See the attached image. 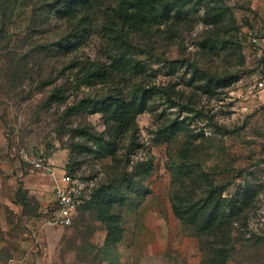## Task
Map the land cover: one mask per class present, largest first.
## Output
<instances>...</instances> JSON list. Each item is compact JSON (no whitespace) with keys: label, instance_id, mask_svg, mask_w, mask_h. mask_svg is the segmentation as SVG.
Listing matches in <instances>:
<instances>
[{"label":"rangeland","instance_id":"obj_1","mask_svg":"<svg viewBox=\"0 0 264 264\" xmlns=\"http://www.w3.org/2000/svg\"><path fill=\"white\" fill-rule=\"evenodd\" d=\"M4 6L0 2V264H205L208 239L183 225L171 205L174 194L183 195L191 183L196 195L210 184L226 186L227 198L246 185L256 188L247 195L240 222L228 228L226 264H264V101L247 90L263 68L264 0L182 3L168 24L155 28L159 33L135 37L139 47L130 52L110 47L100 32L87 38L74 57L108 62L110 55L127 53L144 66L137 82L167 92L155 95L137 117L133 143L119 144L115 158L73 146L82 143L77 129L107 131L100 114H68L91 90L68 85L69 61L51 48L68 31L67 22L55 17L57 3L17 0ZM219 7L227 10L215 18ZM252 38L260 41L252 44ZM188 63L239 80L207 96L200 83H190ZM64 84L66 103L44 106L45 94ZM191 143L198 155L185 158L200 168L182 167ZM68 166L90 195L125 173L132 176L131 192L124 185L111 205L94 196L72 226L50 225L45 219L54 187ZM200 169L212 177H202ZM25 198L27 207L21 204ZM110 227L116 244L107 240Z\"/></svg>","mask_w":264,"mask_h":264},{"label":"trees","instance_id":"obj_2","mask_svg":"<svg viewBox=\"0 0 264 264\" xmlns=\"http://www.w3.org/2000/svg\"><path fill=\"white\" fill-rule=\"evenodd\" d=\"M2 1L6 6L17 0H1L0 2ZM54 1L60 8L55 13V17L67 22L68 31L61 34L51 48L54 49L55 55L63 53L65 61H69L64 66L65 69L73 71L71 72L72 81L67 79L68 85L70 84L74 90L82 91V88L91 90V95L68 108V114L71 115V112L88 113V115L100 114L107 131L104 134L93 131L91 127L77 129L74 133L78 134L82 143H74L73 146L83 152L88 153L89 151L91 154H95L97 158H115L119 144L125 145L126 140L133 143L134 137L132 135L137 129V117L151 108L155 95H167V92L157 86L147 87L141 82H137L135 76L144 69V66L127 53L120 52L119 55H110L108 62L89 58L81 60L74 57V54L79 51V47L92 33L99 34V32L110 47L116 46L120 49L126 48L128 52L133 51L139 47L134 43L135 37L146 35L149 38L148 35H153L159 31H155V28L169 23L172 12L178 5L194 0ZM195 1L201 3L204 0ZM218 9L219 12L227 10L224 7ZM94 11H96L95 17L98 14L101 17L100 29L94 24V13L92 14ZM220 15L223 13L220 12L214 17ZM188 66L192 70L190 83H200L197 85L198 89L207 96L216 95L218 89H227L239 80V76L232 73H220L212 69L205 70L191 63H188ZM42 86L45 84H41L39 88ZM64 86L65 84L60 87L56 86L50 90L48 96L45 94L42 104L47 107L52 104H65L68 94L64 91ZM182 94L183 92L178 96L179 99ZM168 100L172 103L177 101L173 97H169ZM174 105L178 106V104ZM174 133L175 130L171 132L170 137ZM184 150L181 160L186 163L183 162L185 164L182 167H199L198 162V164L190 165L189 163L192 161L188 162V159L185 158L191 154L192 157L198 155L197 145L191 143L185 146ZM67 169V174L76 178L73 168L68 166ZM200 171L203 174L202 177L211 176L210 172L207 173L205 169H200ZM189 173V175L193 174V172ZM131 177L125 173L121 178L109 179L108 184L101 185L99 189L94 191L95 198L98 201H107L109 205L115 201L118 202L120 197L118 191L124 185L131 192ZM189 188L190 190H185L183 195L176 193L172 197L171 205L174 216L183 225L189 227L200 240H203L204 237L208 239L207 242L202 241L207 244L202 247L205 264H226L230 255V248H228L230 230L228 228L240 222L248 201L247 195L250 190L254 191L256 188L246 185L229 198L224 196L226 186L219 187L210 184L208 191L202 195H196L197 190L192 183ZM94 196L92 194V199ZM124 201L126 200L123 197ZM28 203L26 198L21 202L24 207L29 206ZM211 236L215 239L210 243L209 238ZM107 240L112 244L119 241L117 238H112L111 227L108 228ZM231 246L235 247L232 244Z\"/></svg>","mask_w":264,"mask_h":264},{"label":"built area","instance_id":"obj_3","mask_svg":"<svg viewBox=\"0 0 264 264\" xmlns=\"http://www.w3.org/2000/svg\"><path fill=\"white\" fill-rule=\"evenodd\" d=\"M260 40L252 38V44H257ZM264 43V39H263ZM260 58L263 60V68L259 77L252 86L248 87V94L259 99L264 98V51H261ZM61 184L54 187V202L47 212L46 222L50 225L63 227L72 226L79 210L92 198L87 192L84 183L78 178H74L67 173L62 176Z\"/></svg>","mask_w":264,"mask_h":264},{"label":"crops","instance_id":"obj_4","mask_svg":"<svg viewBox=\"0 0 264 264\" xmlns=\"http://www.w3.org/2000/svg\"><path fill=\"white\" fill-rule=\"evenodd\" d=\"M251 97H252V96H251ZM259 100L264 101V98H263V99H259Z\"/></svg>","mask_w":264,"mask_h":264}]
</instances>
